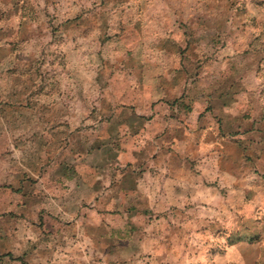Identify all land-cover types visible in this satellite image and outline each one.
Segmentation results:
<instances>
[{
    "label": "rangeland",
    "instance_id": "rangeland-1",
    "mask_svg": "<svg viewBox=\"0 0 264 264\" xmlns=\"http://www.w3.org/2000/svg\"><path fill=\"white\" fill-rule=\"evenodd\" d=\"M156 176L172 204L143 208ZM76 217L116 218L117 264L156 233L264 264V0H0V235Z\"/></svg>",
    "mask_w": 264,
    "mask_h": 264
},
{
    "label": "crops",
    "instance_id": "crops-1",
    "mask_svg": "<svg viewBox=\"0 0 264 264\" xmlns=\"http://www.w3.org/2000/svg\"><path fill=\"white\" fill-rule=\"evenodd\" d=\"M173 123L178 126V130L184 132L186 141H190V138L195 137L194 131L191 132L190 129L193 128L196 130L197 119L192 124L189 122L187 125L188 128L185 126L187 123H185V125H181L180 122L176 123L175 121ZM175 145L179 150H183L184 148L180 142H176ZM173 156L158 157L166 159L168 162H173ZM190 160L191 159L186 160V156L181 155L178 161L185 163ZM159 178L160 177L156 176V179L151 181L155 182L154 185L150 187L138 185V190H136V192L138 191L139 198L137 201H143L145 203L143 208H156L154 205L158 203L156 201L160 198L163 206L165 204H172L171 199H168L169 202H165V194L169 196L172 194L171 191L173 189H167L166 191V188L171 187V185L173 187L175 183L168 177V179H166V185H163L159 183ZM163 182L164 181H162V183ZM194 186L196 187L195 182ZM123 188L126 190L125 187ZM116 192L117 187L114 191H112L111 188L101 190L100 194H104V196L99 199L97 207L102 208V210H110L111 204L113 203H108L110 202L108 201V196L110 197V194L114 195ZM193 199V202H196V198ZM158 207L160 206L158 205L157 208ZM167 207L170 208L169 206ZM94 220L93 223L88 221L86 224L85 220L76 217L66 224H64L63 221L61 225H57L60 227H53V224H50L48 227L50 235L46 236L43 245L37 235L34 233L27 234L25 228L21 229L19 226L12 229L6 228L0 235V256L4 257V262L0 264H117L116 245L117 241H122V239L118 238V221L115 217H99ZM147 222L149 221L144 220L143 223ZM91 224L93 226L92 234L85 228V226H90ZM28 231L31 232V228ZM142 236L143 240H137L141 243L140 249L138 247V250L129 249L124 251L125 253L123 256L128 258L125 264H175L174 259L181 253L175 251V245L170 247L169 245L166 246L164 243H174L175 240L178 241L177 237H174V235L156 233L153 237L151 236L153 243L148 245L146 244L149 241L148 236ZM9 258H12L14 261H10Z\"/></svg>",
    "mask_w": 264,
    "mask_h": 264
}]
</instances>
